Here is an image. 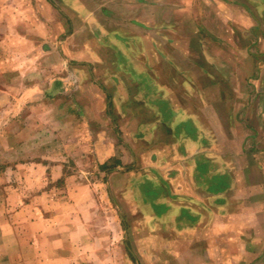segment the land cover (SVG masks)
<instances>
[{
	"label": "crops",
	"instance_id": "1",
	"mask_svg": "<svg viewBox=\"0 0 264 264\" xmlns=\"http://www.w3.org/2000/svg\"><path fill=\"white\" fill-rule=\"evenodd\" d=\"M9 58L20 60L3 68ZM8 101L22 108L21 149L62 154L74 139L78 165L116 160L105 182L44 164L51 177L28 213H4L14 235L43 239L21 264H84L95 213L121 214L138 264H253L244 234L264 219V0H0V114ZM99 195L114 210L98 209Z\"/></svg>",
	"mask_w": 264,
	"mask_h": 264
},
{
	"label": "rangeland",
	"instance_id": "2",
	"mask_svg": "<svg viewBox=\"0 0 264 264\" xmlns=\"http://www.w3.org/2000/svg\"><path fill=\"white\" fill-rule=\"evenodd\" d=\"M19 60L20 59L18 58L5 59L6 65L3 66V68H9V65L12 62H18ZM67 77L66 82L68 84L72 83L71 87L74 86L73 82L75 81L82 82L74 75ZM5 103L6 104L3 106V112L0 114L2 117V121H0V264H21L20 262L27 261V258L32 257V254L34 253L32 250H28L27 247H25L27 246V242L29 240L33 242L43 239L40 236L34 237L32 234L27 235L23 232L19 235H14L10 232V230H12L10 224L13 223V218L9 220L5 218L4 215L7 213H28L27 204L31 202L30 198L32 197V194L42 189V184L51 177V169L46 170L44 164L48 166L49 162H56L57 164L63 162L66 166V175L77 176L83 181L105 182L107 178L106 173L114 166L116 160L113 158L104 164L98 162L92 164L88 160H82L83 163L80 162L78 165L76 160L80 155L73 151L74 145H72V141H74V139L71 141L68 139L66 141V146L60 147L61 151L66 150V152H63L62 154L56 153L43 155L38 153L34 154L32 152L30 153L28 151L32 149V146L29 144L21 149L20 141L23 139L18 136L20 129L19 125L21 123L18 119L21 118L22 108L19 112V109H17V107L14 108V105L10 104V101ZM70 110L74 112L73 107ZM44 114L43 119L47 118L48 110H44ZM68 114L70 116L73 115V113ZM46 124L48 123L43 122V125ZM33 129L34 127H31V130ZM27 140L30 139L28 138ZM40 140L44 139H38V141ZM53 140L54 138L52 137V139L46 140L45 142H53ZM84 140L87 139L84 137L83 141ZM24 141L26 142V140ZM55 142L57 145V138ZM65 177L66 176H63L59 182H63ZM54 183L55 186L51 183L49 184V188L60 186L58 181H55ZM101 187L102 185L98 186V194L102 192ZM99 200L100 206L98 209L100 208L102 212L110 209L114 210V207L112 206L114 205L113 201H110L107 197L104 199L101 196L99 197ZM52 211H55L54 206L48 208V212ZM8 218L10 217L8 216ZM93 218L95 219L90 225L92 237L88 238L89 246L92 247V249L85 251L86 254L84 253V257H82L84 264L85 261L89 264L91 258L95 261H93L94 263L92 264H126V257H130L131 264H138L137 260L139 258L134 257L129 251L128 243L126 245L127 225L121 214L95 213ZM259 220V227L253 229L255 233L258 231L257 236L254 233L253 235L250 234L249 231L246 232V235L244 234V238H248V242H256L258 246V249L245 248L244 250V253L248 256V261L251 260L253 264L257 259L259 260V264H264V219L259 218ZM20 223L23 226L22 220H20ZM27 236L30 237L28 238ZM55 237L56 235L51 238L49 237V239L45 238L44 241L50 243L55 242ZM17 242L20 246V251L10 248L5 249V245L10 246L12 243ZM93 252L95 255H92ZM96 257L101 260L100 263H96ZM58 262L59 261H56L55 264H59Z\"/></svg>",
	"mask_w": 264,
	"mask_h": 264
}]
</instances>
